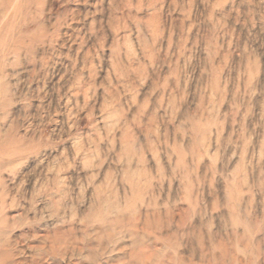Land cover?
Masks as SVG:
<instances>
[{"label": "rangeland", "instance_id": "obj_1", "mask_svg": "<svg viewBox=\"0 0 264 264\" xmlns=\"http://www.w3.org/2000/svg\"><path fill=\"white\" fill-rule=\"evenodd\" d=\"M0 264H264V0H0Z\"/></svg>", "mask_w": 264, "mask_h": 264}, {"label": "bare ground", "instance_id": "obj_2", "mask_svg": "<svg viewBox=\"0 0 264 264\" xmlns=\"http://www.w3.org/2000/svg\"><path fill=\"white\" fill-rule=\"evenodd\" d=\"M156 26V25H155Z\"/></svg>", "mask_w": 264, "mask_h": 264}]
</instances>
